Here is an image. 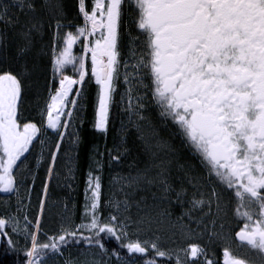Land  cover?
<instances>
[{"label":"snow or ice","instance_id":"6c2138e0","mask_svg":"<svg viewBox=\"0 0 264 264\" xmlns=\"http://www.w3.org/2000/svg\"><path fill=\"white\" fill-rule=\"evenodd\" d=\"M0 193L22 264H264V0H0Z\"/></svg>","mask_w":264,"mask_h":264},{"label":"trees","instance_id":"16d2710c","mask_svg":"<svg viewBox=\"0 0 264 264\" xmlns=\"http://www.w3.org/2000/svg\"><path fill=\"white\" fill-rule=\"evenodd\" d=\"M92 92L94 93V85L92 86ZM92 119H93V109L90 106L88 108V112L86 115V122L83 128L81 129V136L83 142L79 148L78 170L76 172V179L73 181L72 188L65 191L54 189V194L58 199L57 202L66 200L69 203V207L72 206L73 202L75 203V219L77 223L79 222L80 214L82 212V205L84 202V180L89 165L90 152L92 150L93 145H99L101 151H104V145H105L104 138L94 133L92 130L91 128ZM114 135H115L114 131L110 128L108 133V138L106 141L108 148L112 147ZM108 180H109V169L107 167V156H105V169H104L105 190H107ZM39 183L40 181L38 180L37 184ZM54 186L55 183L53 184L52 187L54 188ZM5 200H6L5 198H0V203H3ZM51 220H53V222L56 223L58 219L56 217ZM44 229L46 230L48 228L44 227ZM115 246H116L115 241L109 242V247H115ZM71 251L74 254L76 250L73 249ZM65 256L69 257V253L66 252ZM69 258H74V257H69ZM23 259L24 257L22 252L11 251L7 248L6 244L0 242V264H22Z\"/></svg>","mask_w":264,"mask_h":264},{"label":"rangeland","instance_id":"374dc122","mask_svg":"<svg viewBox=\"0 0 264 264\" xmlns=\"http://www.w3.org/2000/svg\"><path fill=\"white\" fill-rule=\"evenodd\" d=\"M74 51H75L77 54H79V51H80L79 46H77V47L74 49ZM69 74H71V71H70V70H69ZM161 136H163V137L166 139V138H167V133L162 131V132H161ZM59 167H60L61 172L63 173V172L65 171V169H64V161H63V160L60 162ZM54 183H55V182H54ZM54 183H53V184H54ZM53 184H52L51 186H53ZM72 186H73V181H72ZM54 189H58V190H60V191H63V190H64V191H65V190H69V188L66 187V186H63V184H61V186H57L56 183H55ZM59 207H62V204H58V208H59ZM54 212H55V209H54V211H53V214L49 215L48 217L51 218V219L56 218L57 216H55ZM57 219L59 220L58 217H57ZM58 220H57V222H56V224H55V226H57V227H58ZM141 238H142V239L144 238V234H143V233L141 234ZM180 246H184V242H183L181 239H179V238H177V241H176V244H175V245H173L171 242H169L168 245H167V247H180Z\"/></svg>","mask_w":264,"mask_h":264},{"label":"flooded vegetation","instance_id":"af4514ba","mask_svg":"<svg viewBox=\"0 0 264 264\" xmlns=\"http://www.w3.org/2000/svg\"><path fill=\"white\" fill-rule=\"evenodd\" d=\"M41 177H43V170H41ZM38 183V181H37ZM52 186H50V194H51V200L52 201H57V197L56 195L54 194V188H53V191H52ZM40 191V183L39 184H36V192H39ZM0 198H5V199H8V194H3V193H0ZM33 202L35 203V193L33 194ZM176 213L178 214L179 213V209H176ZM56 223L53 222V220H51V218L49 217H46L45 221H44V227L45 228H48L46 229L45 231H55V229L57 228V226H55Z\"/></svg>","mask_w":264,"mask_h":264}]
</instances>
